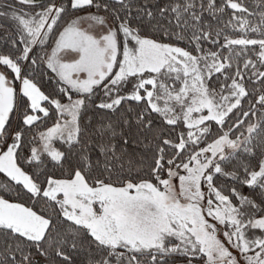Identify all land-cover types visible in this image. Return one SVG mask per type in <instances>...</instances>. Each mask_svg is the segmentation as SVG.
<instances>
[{
  "label": "snow or ice",
  "instance_id": "1",
  "mask_svg": "<svg viewBox=\"0 0 264 264\" xmlns=\"http://www.w3.org/2000/svg\"><path fill=\"white\" fill-rule=\"evenodd\" d=\"M0 264H264V0H0Z\"/></svg>",
  "mask_w": 264,
  "mask_h": 264
},
{
  "label": "trees",
  "instance_id": "2",
  "mask_svg": "<svg viewBox=\"0 0 264 264\" xmlns=\"http://www.w3.org/2000/svg\"><path fill=\"white\" fill-rule=\"evenodd\" d=\"M8 2H10V0H8Z\"/></svg>",
  "mask_w": 264,
  "mask_h": 264
}]
</instances>
